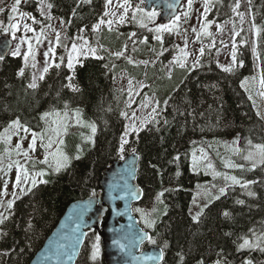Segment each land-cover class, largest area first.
I'll list each match as a JSON object with an SVG mask.
<instances>
[{"label": "trees", "instance_id": "1", "mask_svg": "<svg viewBox=\"0 0 264 264\" xmlns=\"http://www.w3.org/2000/svg\"><path fill=\"white\" fill-rule=\"evenodd\" d=\"M251 1L253 24L260 32H256V40L254 37L250 49L245 31H240L238 41L242 46H238L237 66L232 72H224L218 66V45L212 49L203 48L195 67L194 64L184 68L177 64L171 66L170 62L181 50L178 34H159L161 43L153 38L157 35L154 31L144 32L145 27L140 23L137 27L132 26L133 11L123 27L104 29L101 33L93 31V26L104 19L106 0H24L23 4H16L18 11L29 13L36 24L45 22L39 13L40 2L51 4V17L63 22L65 45L75 40H86L89 47L102 45L96 57L103 59L84 57L70 70L64 52L62 61L59 56L55 58L35 90L27 87L32 70L25 66L22 56L9 55L0 60V133L17 118L32 131H42L41 114L53 110L64 113L65 103L69 111L79 109L83 119L95 123L97 128L94 143L69 140L72 155L77 152V146L84 150L79 160L73 159L68 168L50 175L48 183L39 184L16 198L11 209L0 204L8 217L0 224V264H30L67 207L100 191L103 170L111 162L121 160V156L132 154L133 150L139 156L138 185L144 194L142 203L135 209L143 208L151 214L153 208H157V202L160 207H166L159 220V210L151 215L156 219L152 230L144 228L142 218L136 216L143 230L157 241L150 245L160 248L167 242L163 264H198L200 260L213 264L221 259L217 253L222 254L225 264H243L245 259L251 260L252 264H264V253L260 251H250L252 254L237 251V244L243 242L239 237H252L249 229L256 234L264 231V165L251 170V164L241 158L249 150V140L253 144H264L262 107L249 85L255 78L253 48L260 51L261 76L264 75V0ZM236 3L237 0H209L211 10L205 22L214 25L230 22ZM10 14L6 9L1 18L6 22ZM137 16L141 17V14L137 13ZM156 21L161 24L158 19ZM127 36H132L133 40L130 42ZM145 38L146 42L141 43ZM109 39L118 43L111 44ZM131 43L136 45L131 47ZM116 52H123V55L117 58ZM57 54L60 55L59 49ZM21 70L23 75H19ZM177 73L180 75L176 78ZM122 75L145 84L132 106L117 87ZM67 77H72L71 81ZM246 78L242 87L241 82ZM169 79L173 85L167 90ZM69 83L79 87L80 91L73 92L65 87ZM152 96L158 102L157 111L142 127L144 129L131 134L133 136L128 138L121 153L120 140L127 117ZM88 136H91V130ZM237 138L239 143L233 144ZM211 144L215 147L209 149L208 154L221 174L215 178L199 171L202 160L196 165L192 160L198 148L201 150ZM236 147L240 148V153L232 151ZM228 160L244 167L226 168L224 164ZM39 169L43 170V167ZM224 174L236 176L242 182L256 183L247 189L239 185L228 187L227 194L210 203L200 221L194 223L192 216L211 195H218L220 187L230 184L225 181ZM248 191L255 195L248 196ZM161 192L162 203L156 200ZM198 194L201 195L196 196ZM194 197L199 198L198 205L193 202ZM238 200H243L244 204H238ZM224 211H228L230 217L225 218ZM95 236L96 233H88L76 264H104L101 255L95 262L90 259Z\"/></svg>", "mask_w": 264, "mask_h": 264}, {"label": "rangeland", "instance_id": "2", "mask_svg": "<svg viewBox=\"0 0 264 264\" xmlns=\"http://www.w3.org/2000/svg\"><path fill=\"white\" fill-rule=\"evenodd\" d=\"M24 0H21L20 4H23ZM46 2H40L39 5V13L40 16L44 18V23L36 24L33 22L32 17L29 14L24 12H19L18 7L16 5L15 0H0V31L4 32L6 35L10 36L13 40V47L11 49V56H22V60L25 66L30 67L31 72V82L35 77L36 83L38 84L40 81V76L45 75L44 68L48 69L54 64V60L57 56H59V61H62V53L65 52V60L68 62L69 53L73 56L74 66L78 64L81 59L84 57H94L91 52H88V45H84V42L76 41L72 42L78 46L77 52H72V44L65 45L63 42L65 29L61 21L56 20L51 17L50 9L45 5ZM124 0H111V4H108L105 12L107 11L109 14L107 16L104 15L105 21L112 20L113 24L111 27L109 25L102 24L97 29L98 33H101L104 29L114 30L115 28H120L125 25L124 23H117L116 21L119 19L120 15L124 12L122 7H119L120 4H123ZM239 3V7L236 5ZM236 5L233 7V12L231 14L232 19L230 22L226 24L214 25L211 23H206L205 17L208 15V12L211 10V7L208 6V11L205 12V0H192L191 8L188 7V0H184L181 10L179 11L178 16H180V20L177 22L178 27L174 28L171 32L178 34V41L180 45V52L175 59H180L185 61V65H193L194 61L201 55V50L203 48L212 49L213 46L218 45V50L216 52V60L219 65L222 66H230L232 65V52H237L238 46H242L241 42L238 41V35L240 31H245L246 39L248 41V45L250 49L254 44V37L256 31L253 30V16L251 12L250 0H237ZM129 4L131 7L128 10V13L125 17V21H129L130 12L134 11L137 5L144 8V6L138 0H129ZM209 4V3H208ZM13 8L16 11H13ZM9 10L11 12L8 15V19L6 22L1 15L5 10ZM235 9V10H234ZM187 11L188 17L185 18L182 13ZM43 12V14H42ZM115 13V15H113ZM11 17V18H10ZM155 19H158L156 17ZM154 21L148 23L147 18H144V23L147 24V27L144 28V32L149 31V29L155 28L158 22ZM131 20V19H130ZM140 17L137 16L136 20L131 21L132 26L138 25ZM155 22V23H154ZM17 24L18 28L15 30V37L12 35V24ZM27 24L32 31H28L24 25ZM182 26V27H181ZM182 28V29H180ZM115 29V30H116ZM179 32V33H178ZM260 32V30H259ZM57 34H59V43L57 42ZM1 37V33H0ZM129 38V36H127ZM130 42L133 40V37L130 36ZM104 40V39H103ZM110 40V39H109ZM256 40V37H255ZM112 43H118L115 39L110 40ZM62 44V46H60ZM136 44L131 43V47ZM31 46V48L29 47ZM98 47H91L96 49L95 57L100 51L98 48L102 45H97ZM19 49V54L13 56V52ZM52 49V51H49ZM60 50V55L57 54V50ZM47 53V56L45 55ZM25 54H27V60H25ZM140 56L144 55V53H139ZM256 56L254 57V80H251L249 85L251 86V92L255 94L257 101L260 103L262 107L261 115L264 119V96L261 95V92H264L260 86V76H261V61L257 59L260 57L258 50H256ZM139 56V57H140ZM172 59V61L174 60ZM175 63H171V66ZM237 66L235 63L234 68ZM180 68V67H179ZM180 74L177 73L176 78ZM172 79V78H171ZM171 79L168 80L169 85L167 86V90L173 85ZM131 81V83H129ZM167 85V84H165ZM164 85V86H165ZM145 84L142 81H134L132 79H128L125 75H122L117 81V87L126 95L129 105H133L136 101V98L140 96L141 90L144 88ZM128 94V97H127ZM120 98L117 99L118 103H120ZM158 109V102L154 96L146 99L134 112L133 115L127 117L126 127L128 128L127 136L125 137L127 140L129 137L133 136L132 133L137 132L139 129H144L147 123H149L151 117ZM59 120V132L60 139L64 140V144L61 146V149L64 153L69 156H74L76 152L72 155L73 148L69 146V140H82L84 144H87L88 141L85 139L89 137L90 129L86 125L90 122L88 120H84L82 114L80 112V119L83 121L85 126H81L76 123V120L73 116V111H68V115L65 117L63 113L61 116L57 118L56 116H49L47 122L42 121L43 129L42 131H34L37 133L45 132V143L47 142V135H54L53 133L46 132L50 127H56L57 125L53 124L54 120ZM65 125H67V129L65 131ZM136 129L133 131L132 129ZM126 129V128H125ZM2 131L1 133H3ZM125 135V131L123 136ZM19 137H27L26 139L19 140ZM31 140V135L29 133H24L21 131L19 136H12V139L9 143H5L2 139H0V204L7 208L8 201H14L15 199L21 196L23 193L20 192L21 188H24L26 193L27 189L31 187V179L28 180L27 183L23 182V172H21V183L18 187L14 188L13 185L16 183L17 176V164H19L22 169H27L29 172V177L34 173L40 172L39 167H43V171L47 173V175L43 177L37 176L36 179L39 181L40 179L47 180L48 177L52 174H57L53 172L52 168L48 167L46 164L40 163L41 160L44 159L46 155L45 148L41 145L40 140H37L35 145V150H29V156L25 157L22 154H18V150L15 149V144L19 141L22 144V149L27 150L28 144ZM227 145L232 146L230 141H226ZM212 146V147H211ZM223 147H228L225 145H221ZM55 148V145L53 146ZM215 147L213 144L206 145L205 148L199 150L197 149V154L193 156L192 160L196 165L198 161L202 160L203 164L199 171L203 173H209L213 178V173L217 172V165L213 163L209 156V149H213ZM230 148V147H228ZM81 151L80 155L83 154ZM51 160V157H49ZM201 163V161H200ZM212 165V168H208V164ZM12 165L11 168L8 166ZM214 168V171H213ZM61 172V171H60ZM7 181V189H5L4 185ZM42 183H37V185ZM33 189V188H32ZM15 192V195L13 193ZM219 194V192H218ZM198 194L196 196H199ZM199 198H196L195 204L198 205ZM143 209V208H141ZM160 211L157 220L162 217L163 212H166V207L162 205L159 206L157 202V208L155 211H151L149 216L150 219L156 221L151 215H155L157 211ZM0 213H4V211L0 207ZM136 216L141 217V213L135 211ZM142 218V217H141ZM143 220V219H142ZM144 228L145 224L142 221ZM147 230H152L153 228H146ZM2 237V232L0 230V238ZM95 240V238H94ZM93 240V242H94ZM249 252L250 250H244ZM257 252V251H256ZM100 255H103L102 247L100 243ZM165 260V256H164ZM164 262V261H163ZM162 262V264H163Z\"/></svg>", "mask_w": 264, "mask_h": 264}, {"label": "snow or ice", "instance_id": "3", "mask_svg": "<svg viewBox=\"0 0 264 264\" xmlns=\"http://www.w3.org/2000/svg\"><path fill=\"white\" fill-rule=\"evenodd\" d=\"M15 2L18 5V4H20L21 0H15ZM82 2H90V0H82ZM140 2H141V4H143L144 0H140ZM208 3H209V0H205V6H204L205 12L208 11ZM108 4H111V0H106V4H105L106 8H107ZM45 6L49 9L52 7L51 4H47ZM191 6H192V0H188V7L191 8ZM119 7H122L124 9V12L120 15L119 19L116 22L122 24L125 22V17L128 13L129 8L131 7V5L129 4V0H124V3L120 4ZM236 7L237 8L239 7V3H237ZM167 8L172 10L173 12L175 11V5L173 3L167 4ZM13 11H16V9L13 8ZM137 13L141 14V17L139 20L141 27H147V24L144 23L145 17L147 18V20L149 22H152V21H154V19L156 17L161 15V13L158 12L155 8H153L151 11L146 12L144 8L140 7V5H137L135 10L132 12L131 18L133 20L137 19ZM42 14H43V12H42ZM108 14L109 13L107 11L104 13L105 16H107ZM113 15H115V13H113ZM182 15L185 18H187L188 12L185 11L182 13ZM179 20H180V16L173 15L168 23H161V24L157 25L154 29H149V31H154L155 33H157V35H155L153 38L156 40H160L161 43H163L162 36L159 34H161L163 32H171L174 28L178 27L177 22ZM33 22H35L34 18H33ZM105 23L107 25H109V27H111V25L113 24V21L112 20L105 21V20L101 19L98 24L93 26V31H96L100 27V25L105 24ZM24 27L28 31H32V29L29 28L27 24H25ZM11 28L13 30L12 35H13V37H15V30L18 28V25L14 23L11 25ZM253 30L256 32L259 31L256 28L255 24H253ZM131 35L134 36L135 33H132ZM129 38H131V37H129ZM80 39H83V38L80 37ZM57 42L59 43V34H57ZM145 42H146V38H145V40L141 41V43H145ZM84 45H88V41L85 40ZM29 47L31 48V46H29ZM77 50H78V46L75 43H73L72 44V52H77ZM49 51H52V49H49ZM87 51L91 52L93 54V56L95 57V54H96L95 48L88 47ZM181 51H183V50H181ZM18 54H19V49H16V51L13 52V56L18 55ZM160 54L163 55V52H161ZM253 54L254 55L256 54L255 48H253ZM45 55L47 56V53ZM114 55L117 58H119L120 56L123 55V52H116V53H114ZM96 58L103 59V57H96ZM257 59H260V57H257ZM25 60H27V54H25ZM129 63H132V61L129 60ZM170 63H175L181 68L185 67V61L184 60L174 58V60L171 61ZM235 63H236V53H235V51H233L232 52V65H230V66L218 65V66L221 67V70L224 72H232L233 68L235 66ZM196 64H198V61H194L193 66L195 67ZM55 66L59 67V65H55ZM241 66H243L242 62H241ZM67 67L70 70L74 69L73 56L71 55V53H69ZM47 71H48V68L45 67L44 72H47ZM19 75H23V70L20 71ZM40 79L41 80L44 79L43 75L40 76ZM67 79L69 81H71L72 77H67ZM246 82H247V78L245 81L241 82V86L244 87ZM129 83H131V81ZM260 86H261V88H264V75H262L260 78ZM27 87L29 89H33V90H35L37 88V83H36L35 77L33 78L32 82H30L27 85ZM65 87L71 89L73 92H79L80 91L79 87H77L76 85H74L72 83L65 85ZM57 95H59V94H57ZM261 95L264 96V92H261ZM249 98L251 99V97H249ZM165 103H167V101H165ZM64 109H65V111H64L63 115L66 117L68 115V111H69L67 103H65ZM53 115L56 116L57 118H59L61 116V113L56 112L54 110L51 112H44L41 114L40 119L42 121L47 122L48 117L53 116ZM73 116H74L77 124H80L81 126H85L83 121L80 119V110L79 109H76L73 111ZM53 124L57 125V126L56 127H50L49 129L46 130V132L53 133L54 135H47V142L46 143H45V135H46L45 132L37 133V132L32 131L29 127L22 124L19 118L11 120V122L8 123L7 127L4 129V132L0 133V139H2L5 143H9L12 139V136H14V135L19 136V133L21 131H23L24 133H29L31 135V140L28 144L27 150L22 149V144L19 141L15 144V149L18 150V154H22L25 157H28L29 156V150H32V151L35 150V145L37 143V140L39 139L41 145L46 150V155H45L44 159L40 161V163L48 165V167L52 168L53 172L59 173L63 169L68 168L71 165V162L73 159L79 160L81 158L80 153H81L82 149L80 148V146H77V152L74 156H69L66 153H64L61 149V146L64 144V140L60 139V132H59V127H58L59 120L58 119L54 120ZM86 126L90 128L91 136L86 137L85 139L94 143L93 137L95 136L96 131H97L96 125H95V123H89ZM64 127H65V131H66L67 125H65ZM132 130L135 131L136 129L133 128ZM127 133H128V128L126 127L125 135L122 136L121 140H120L119 151L121 153H123V151H124V145L128 143L127 139L125 138L127 136ZM26 138L27 137H19V140H23ZM232 143L238 144L239 138L234 140ZM54 145H55V148L53 147ZM248 148H249V150L247 151V153L242 154L241 158L244 161L249 162L251 164V170H255V168L258 165H264V144H253L252 141L249 140L248 141ZM232 151L234 153H240L241 152L239 147L233 148ZM133 153H135V150H133ZM49 157H51V160L49 159ZM123 158L124 157L121 156V159H123ZM176 159H179V157H176ZM224 166L226 168H243L244 167V165L233 163L231 160L225 161ZM8 167L11 168L12 165H9ZM207 167L212 168V165L209 163L207 165ZM21 172H23V182L27 183L28 180L31 179V187L27 189V192L32 191V188L36 187L37 183H48L47 180L40 179L38 181L36 179L37 176L43 177V176L47 175V173L44 172L43 170H41L40 172L34 173L30 178L28 170L22 169V167L19 164H17V176H16V183L13 185L14 188L18 187L21 183ZM177 175H179V173H177ZM219 175H221V174L218 172H214L213 178H215L216 176H219ZM224 179L226 182H230V184L226 183L224 187H220L218 190V192H219L218 195H211V198L208 200V202L205 203L202 207H200V210L198 212H196L195 215L192 216V220L194 223H198L200 221V217L202 215H204V210H205V208H207L209 206L210 203H212L214 200L220 199L221 196H224L227 194L228 187L234 186V185H239L241 188L247 189L250 184L256 183L255 181L242 182L236 176H229L227 174H224ZM4 187H5V189H7V181L5 182ZM125 187L126 188L128 187L127 184H125ZM213 187H215V185H213ZM20 192L23 194H26V191L24 188H21ZM128 192L133 199H135L137 197V195L139 194V191L136 190L134 187L128 188ZM0 194H2V193H0ZM13 195H15V192L13 193ZM247 195L251 197V196H254L255 193L252 191H248ZM162 196H163V192L158 193L156 196V200L162 203L163 202L161 200ZM120 198L122 199L123 197H120ZM195 200H196V198L194 197L193 198L194 203H195ZM13 203H14V201H8L7 202V208L11 209L13 207ZM237 203L238 204H244V201L238 200ZM135 211L141 213V217L143 219V222H144L146 228H154L155 227L156 221L149 218V216H150L149 213L144 212V210L140 209V208L135 209ZM152 211L154 212L155 208H153ZM190 212H191V209H190ZM222 215L225 218H228V217H230L231 214L228 211H224L222 213ZM7 219H8L7 216H5L3 213H0V224H2ZM249 231L252 232V237L251 238H249L247 236L239 237V239L242 240L243 242L237 244V251L240 252V251H244V250H250V251L258 250V251L264 253V231H261L260 234H256L255 231L252 229H249ZM225 235H230V234L225 233ZM144 240H147L150 244H156L157 243V241L152 236L147 235V233H142L140 235L139 239L136 241V243L137 244L143 243ZM77 242L80 243L79 238H77ZM112 243L114 245H117L121 252L125 251L126 246L124 244H121L119 242V240L114 239L112 241ZM60 247H63V245L58 247L57 252L55 253V255H57V256L60 255V252H59ZM167 247H168V244H167V242H165L163 244V246L160 247V251H159L158 255L139 256V257L133 256L132 258L135 260H141V259L152 260V261H155L156 264H162V262L164 261V250ZM72 254L74 255L75 253H72ZM217 255L221 256V259H217L216 261L213 262V264H225L224 259L222 258V254L217 253ZM99 256H100V236L97 235V236H95V240L91 245L90 259L93 262H95ZM180 259L183 260V256H181ZM198 264H205V262L203 260H200V261H198ZM243 264H252V261L245 259L243 261Z\"/></svg>", "mask_w": 264, "mask_h": 264}, {"label": "water", "instance_id": "4", "mask_svg": "<svg viewBox=\"0 0 264 264\" xmlns=\"http://www.w3.org/2000/svg\"><path fill=\"white\" fill-rule=\"evenodd\" d=\"M184 0H144L146 11L155 8L161 13L160 23H168ZM173 3L175 11L167 8ZM12 42L6 36L0 37V58L8 57ZM139 157L137 154L123 161L112 162L102 172L99 193L70 204L42 248L30 264H76L85 244L87 232H96L101 238L104 264H156L152 260H135L132 257L158 255L160 249L142 246L148 241L137 244L144 232L138 226L132 207L143 199V191L138 185ZM127 184V188L125 187ZM135 188L139 194L131 197L128 188ZM120 197H123L122 199ZM147 235L150 236L149 233ZM79 238L80 243L77 242ZM119 240L126 246L124 252L112 241ZM60 255L55 253L59 246ZM72 253H75L74 255Z\"/></svg>", "mask_w": 264, "mask_h": 264}]
</instances>
